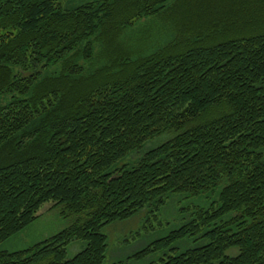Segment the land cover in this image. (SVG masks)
<instances>
[{
    "label": "trees",
    "instance_id": "trees-1",
    "mask_svg": "<svg viewBox=\"0 0 264 264\" xmlns=\"http://www.w3.org/2000/svg\"><path fill=\"white\" fill-rule=\"evenodd\" d=\"M49 202L0 264H108L141 214L129 259L264 264V0H0V245Z\"/></svg>",
    "mask_w": 264,
    "mask_h": 264
},
{
    "label": "rangeland",
    "instance_id": "rangeland-1",
    "mask_svg": "<svg viewBox=\"0 0 264 264\" xmlns=\"http://www.w3.org/2000/svg\"><path fill=\"white\" fill-rule=\"evenodd\" d=\"M189 205H192V201L186 198L182 201V205L181 203L177 204L178 207H187ZM171 208H173V211L175 210L172 205ZM174 212L176 213V210ZM176 214L170 219L175 220L177 223ZM37 215L38 218L33 223L1 244L0 250L18 251L27 249L61 232L73 222V218L62 213L61 208L54 207L53 202L46 203L39 210ZM143 217L144 214H141L128 222L117 223L104 228L103 231L109 238V252L107 253L106 263L113 264V262H117L118 259H123L124 264H149L151 260L149 258L141 262L128 258L130 253L144 244L143 242L141 243V241L133 242L132 238V235L142 228L144 221ZM153 221L156 227H161L159 221V223L156 220ZM164 223L166 226L167 222L165 220ZM128 238L132 243H127L125 241V239ZM82 245L83 243L81 241H74L71 243L68 247V257H74L81 250Z\"/></svg>",
    "mask_w": 264,
    "mask_h": 264
}]
</instances>
